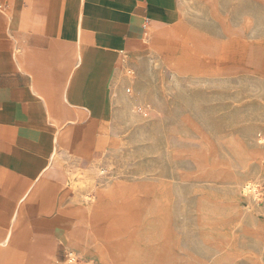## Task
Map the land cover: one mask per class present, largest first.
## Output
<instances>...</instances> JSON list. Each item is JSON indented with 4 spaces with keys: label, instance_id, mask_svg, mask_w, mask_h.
Returning <instances> with one entry per match:
<instances>
[{
    "label": "rangeland",
    "instance_id": "rangeland-1",
    "mask_svg": "<svg viewBox=\"0 0 264 264\" xmlns=\"http://www.w3.org/2000/svg\"><path fill=\"white\" fill-rule=\"evenodd\" d=\"M177 10L122 54L102 153L59 160L70 221L44 264H264V0Z\"/></svg>",
    "mask_w": 264,
    "mask_h": 264
},
{
    "label": "crops",
    "instance_id": "crops-1",
    "mask_svg": "<svg viewBox=\"0 0 264 264\" xmlns=\"http://www.w3.org/2000/svg\"><path fill=\"white\" fill-rule=\"evenodd\" d=\"M178 0H0V255L60 254L67 187L102 153L122 54L178 19ZM64 179V178H63Z\"/></svg>",
    "mask_w": 264,
    "mask_h": 264
}]
</instances>
